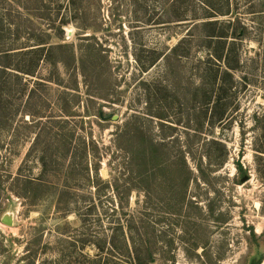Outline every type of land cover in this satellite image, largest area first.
Here are the masks:
<instances>
[{
  "label": "rangeland",
  "instance_id": "1",
  "mask_svg": "<svg viewBox=\"0 0 264 264\" xmlns=\"http://www.w3.org/2000/svg\"><path fill=\"white\" fill-rule=\"evenodd\" d=\"M182 2L0 0V44L20 48L0 52V264H98L113 238L116 263L143 245L148 264H264V15L231 0L251 29L237 73L248 81L208 123L196 39L166 55L189 29L180 4L225 1ZM29 58L31 74L18 69Z\"/></svg>",
  "mask_w": 264,
  "mask_h": 264
},
{
  "label": "trees",
  "instance_id": "2",
  "mask_svg": "<svg viewBox=\"0 0 264 264\" xmlns=\"http://www.w3.org/2000/svg\"><path fill=\"white\" fill-rule=\"evenodd\" d=\"M186 3L189 0H183ZM223 8H209L206 6L203 8L202 12H196L186 8L187 6H182L183 10L177 13L178 21L185 22L186 26H189L188 32L179 40V42L170 50L166 55L168 58L172 56H187L190 54L192 44L191 41L193 38L196 39L197 48L201 49L204 53L203 56L199 57L198 62V77L199 84L197 90L203 92L204 99H207V103H212L211 109L209 111L210 115L208 116V123H214L215 121H220L224 119V112L219 111V107L226 106V98H231L232 96H238V93L243 88V85L246 86V81H248L247 75L238 76L237 73L242 70V52L239 49L240 43L248 40L250 36L249 31L251 30L249 25L242 19V15L239 11L240 6L239 2H234V6L231 3V0H224ZM246 13H259L264 15V0L249 3L245 8ZM3 13L0 11V24L3 21ZM228 16L227 19L221 20L219 17ZM261 23H264L261 22ZM203 28L207 30L205 33L195 34ZM221 29L217 31L216 29ZM2 27L0 28V32ZM3 34L0 33V41ZM30 37V36H29ZM264 40V36H262ZM49 42L44 38L37 43L38 51L41 54L46 51L47 44ZM20 48H16L14 42L12 44H0V52H4V55L12 53V51ZM50 49V48H49ZM2 54V53H1ZM152 58L149 60L147 67L153 66L161 55L159 52L157 55L152 53ZM33 58H29V62L26 66L21 69L22 72L31 74L33 73ZM5 67V66H4ZM7 67V66H6ZM240 70V71H241ZM241 80V81H240ZM244 82V83H242ZM242 86V87H241ZM227 107V106H226ZM208 113V111L206 112ZM206 116V115H205ZM207 117V116H206ZM254 120L257 126L260 125L259 130V143L255 142V160L258 163V170L262 173V178H264V107L261 112H256L254 114ZM218 142V140H214ZM212 141V142H213ZM220 143V142H219ZM143 153V157H145ZM223 163V162H222ZM222 163L218 164L221 166ZM238 168H242L241 165H238ZM109 242V247H106V242L98 244V253L97 258L93 260L94 263L102 264H148L152 260V254L150 248H145L141 245L140 252L143 253L141 256L137 252L136 259L134 262H118L116 263V258L114 257V251L117 246L114 238ZM84 246V244H83ZM128 252V246L124 245ZM121 251V250H120ZM85 259L88 260V254H82Z\"/></svg>",
  "mask_w": 264,
  "mask_h": 264
},
{
  "label": "water",
  "instance_id": "3",
  "mask_svg": "<svg viewBox=\"0 0 264 264\" xmlns=\"http://www.w3.org/2000/svg\"><path fill=\"white\" fill-rule=\"evenodd\" d=\"M246 176L245 178L242 179V181L246 180ZM2 222L6 225L12 226L13 225V217L12 214L6 213L4 214V216L2 217Z\"/></svg>",
  "mask_w": 264,
  "mask_h": 264
}]
</instances>
